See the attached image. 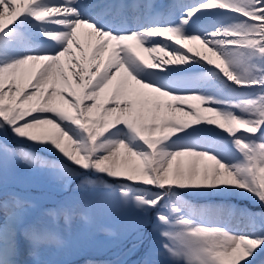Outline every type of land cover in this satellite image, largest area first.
<instances>
[{"label": "snow or ice", "instance_id": "snow-or-ice-1", "mask_svg": "<svg viewBox=\"0 0 264 264\" xmlns=\"http://www.w3.org/2000/svg\"><path fill=\"white\" fill-rule=\"evenodd\" d=\"M17 162L135 209L142 264H253L264 216L211 200L264 205V0H0V264H43L90 213L37 214Z\"/></svg>", "mask_w": 264, "mask_h": 264}, {"label": "rangeland", "instance_id": "rangeland-1", "mask_svg": "<svg viewBox=\"0 0 264 264\" xmlns=\"http://www.w3.org/2000/svg\"><path fill=\"white\" fill-rule=\"evenodd\" d=\"M7 139L12 146H17V141L11 137V134H9ZM23 146L28 147L26 145ZM40 151L47 158H56L53 153H49L46 150ZM4 181L5 183H9L6 185L7 187H13L19 183L25 189L41 185L43 188L51 187L55 190H63L61 185L49 174L35 173L19 162L9 165L4 173ZM54 192L51 191V193L49 192L50 194H43L38 198L30 195L35 200L37 206L35 211L37 214L42 213L45 209L55 208L60 203L71 200V203L80 209H84L85 205H87L90 220L86 222L77 216L71 226L70 243L65 248L55 251L54 254L57 256L52 254L55 250L54 248L44 249L39 257V260L43 264H47V260L51 256H54V263L63 260L66 263L62 264H85L83 262L84 260L89 258L87 262H94L96 259L93 257L97 256L102 258L103 254L108 258V264H131L132 262L133 264H142L149 247V242L146 240L141 244L138 240V234L141 229L139 228V214L135 209L121 206L115 201L104 202L99 197L92 196L88 192L66 191L67 197L63 196L64 199L58 201L53 196L55 194ZM242 198L247 200L245 203L248 206L244 204ZM237 200H239V203L234 204L233 201ZM193 202L206 203L209 201L203 198H195ZM211 202L230 204L239 209H250L257 217L264 216V205L247 197L239 195L213 197ZM42 204L46 207L42 208ZM232 224L234 227L242 226L239 219L232 221ZM109 230L112 232V235L107 234ZM143 231L147 235L151 232V228H145ZM100 237H104V239ZM107 238L110 242L103 244V247H111L112 249H108L109 252L105 254L99 239L105 241L108 240ZM138 250L141 251L139 256L137 254ZM152 258L158 264H168L167 257L164 255L157 254ZM20 259L25 261L26 264H35L33 257L26 254L22 255ZM262 261H264V253L258 255L253 261V264H261Z\"/></svg>", "mask_w": 264, "mask_h": 264}, {"label": "bare ground", "instance_id": "bare-ground-1", "mask_svg": "<svg viewBox=\"0 0 264 264\" xmlns=\"http://www.w3.org/2000/svg\"><path fill=\"white\" fill-rule=\"evenodd\" d=\"M87 2V0H86ZM152 2L157 5L159 8L161 9H166L169 6L173 5V4H187V3H193L194 0H152ZM209 22L208 18L200 21V25H203L205 23ZM199 26V25H198ZM194 48H200L201 50H203L202 46H200L199 44H194L193 45ZM143 55L145 56V58H149L148 53H143Z\"/></svg>", "mask_w": 264, "mask_h": 264}, {"label": "trees", "instance_id": "trees-1", "mask_svg": "<svg viewBox=\"0 0 264 264\" xmlns=\"http://www.w3.org/2000/svg\"><path fill=\"white\" fill-rule=\"evenodd\" d=\"M26 146H28V145H26ZM42 189H43V187H41V185H37V186H35L33 188L28 187V189H25V187L23 185L19 184V183L15 184L13 186V190L20 191V192H26L28 195H31V196H33L35 198H38L39 196H42V195H39V194L37 195V192H39ZM43 191H45V190H43ZM58 196H60V195H58ZM242 201H244V204L247 205V203H245V201H247V200H245V199L242 198Z\"/></svg>", "mask_w": 264, "mask_h": 264}]
</instances>
